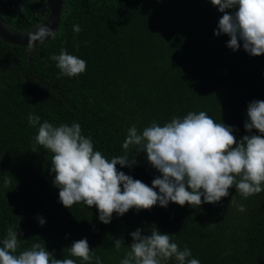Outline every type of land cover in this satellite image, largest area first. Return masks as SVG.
<instances>
[{"label": "trees", "instance_id": "16d2710c", "mask_svg": "<svg viewBox=\"0 0 264 264\" xmlns=\"http://www.w3.org/2000/svg\"><path fill=\"white\" fill-rule=\"evenodd\" d=\"M63 6L56 38L36 45L33 54L0 38V247L12 228L20 236L17 254L39 242L58 259L86 264L69 250L86 238L103 264H120L131 232L150 235L158 228L201 264H264V191L244 198L233 186L214 204L133 208L105 224L96 206H63L53 185V153L36 144L39 125L28 123L30 113L40 123H79L108 159L124 154L132 125L142 132L190 111L233 126L240 140L259 134L244 123L248 104L264 100V54L250 55L242 41L233 51L227 34L214 35L223 13L211 0H63ZM46 9L45 0H0L2 19L14 31L32 28ZM62 48L86 60L84 73L58 78L50 56ZM128 151L135 154L133 146ZM135 158L131 168L116 167L151 186L160 173L145 152ZM241 204L245 212L238 211ZM116 238L124 240L119 251Z\"/></svg>", "mask_w": 264, "mask_h": 264}, {"label": "clouds", "instance_id": "9594fccd", "mask_svg": "<svg viewBox=\"0 0 264 264\" xmlns=\"http://www.w3.org/2000/svg\"><path fill=\"white\" fill-rule=\"evenodd\" d=\"M211 3L223 13L214 35L227 34L230 37L227 46L233 51L241 47L242 41L243 49L250 55L264 54V0H211ZM73 31L79 33L80 25H73ZM56 35L57 31L40 23L35 31H28L27 47L32 51L36 41L43 44L46 37L55 39ZM50 59L60 70L58 78L79 76L87 68L86 60L63 48ZM247 116L244 128L250 133L256 129L259 134L244 135L240 140L234 135L233 126L216 122L205 111H190L182 118L173 116L163 126L153 122L142 132L132 125L122 145L124 154L111 159L94 150L91 137L82 135L79 123L70 126L40 123V117L31 113L28 123L39 125L36 144L53 153V185L59 188L63 206L71 209L81 202L96 206L99 220L107 224L114 213L123 216L133 208L150 210L157 204L167 207L169 202L192 207L214 204L227 197L233 186L244 198L264 191V100L251 101ZM130 146L135 148V154L145 152L149 164L160 173L151 186L116 167L131 168L137 163L135 154L129 155ZM238 211L245 212V206L239 205ZM39 223L43 225L44 218H39ZM130 235L133 242L120 264H168L173 258L177 264H201L192 258L187 246L181 249L170 234L161 233L158 228H152L150 235H142L137 228ZM18 236L17 230L8 229L0 247V264H77L75 259L56 258L39 242L17 254ZM122 245V238L114 240L117 251ZM69 250L72 257L86 264L93 260L95 264H103L86 238L74 241Z\"/></svg>", "mask_w": 264, "mask_h": 264}, {"label": "water", "instance_id": "95a60500", "mask_svg": "<svg viewBox=\"0 0 264 264\" xmlns=\"http://www.w3.org/2000/svg\"><path fill=\"white\" fill-rule=\"evenodd\" d=\"M46 1V13L43 15L42 19L36 24L44 23L46 26L51 28L53 31L57 30L58 23L60 21L62 9H63V0H45ZM29 30L14 31L11 25H6L0 14V38L11 45H20L26 46L28 44V31H35V26ZM50 37H46L47 41ZM36 45H39L40 42L36 41ZM28 48V47H27ZM29 50V49H28ZM30 54H33V51L29 50ZM30 61V59H29Z\"/></svg>", "mask_w": 264, "mask_h": 264}]
</instances>
